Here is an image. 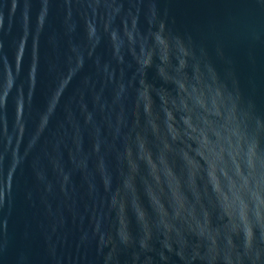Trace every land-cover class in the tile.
I'll list each match as a JSON object with an SVG mask.
<instances>
[{
	"label": "water",
	"instance_id": "obj_1",
	"mask_svg": "<svg viewBox=\"0 0 264 264\" xmlns=\"http://www.w3.org/2000/svg\"><path fill=\"white\" fill-rule=\"evenodd\" d=\"M0 264H264V0H0Z\"/></svg>",
	"mask_w": 264,
	"mask_h": 264
}]
</instances>
